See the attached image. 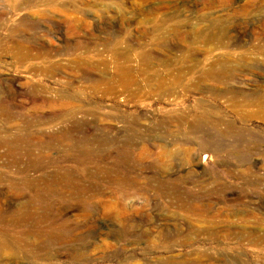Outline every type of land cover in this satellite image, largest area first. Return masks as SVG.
Returning <instances> with one entry per match:
<instances>
[{"label":"rangeland","instance_id":"374dc122","mask_svg":"<svg viewBox=\"0 0 264 264\" xmlns=\"http://www.w3.org/2000/svg\"><path fill=\"white\" fill-rule=\"evenodd\" d=\"M0 244V264H264V0H0Z\"/></svg>","mask_w":264,"mask_h":264},{"label":"bare ground","instance_id":"6f19581e","mask_svg":"<svg viewBox=\"0 0 264 264\" xmlns=\"http://www.w3.org/2000/svg\"><path fill=\"white\" fill-rule=\"evenodd\" d=\"M16 2H17V0H16ZM17 7H18V4L16 5ZM15 47H17V46H15ZM16 51L18 52V49H16ZM79 130H80V128H79V126H76V125H72V127H70V131L72 132V133H78L79 132ZM69 130H67V133L65 132L64 134H62L61 135V137L63 138V140H70V139H72L74 136H69V132H68ZM81 132V131H80ZM71 134V133H70ZM79 135V134H78ZM79 137H81V136H79ZM82 138V137H81ZM77 139V136H76V138L74 139L73 138V141H74V143H76V142H78V140H76ZM79 139V138H78ZM85 139V138H84ZM84 139H82L83 141H84ZM51 140L52 141H59V140H61L57 135H55V136H53L52 138H51ZM85 141H88L87 140V138L85 139ZM85 141H84V143H85ZM80 143V142H79ZM78 143V144H79ZM83 143V144H84ZM87 143V142H86ZM88 143H89V141H88ZM81 144V143H80ZM2 145H5L6 146V149H7V152H16L17 150H18V136H16V137H9L8 139H6L5 141H3L2 142ZM14 146H16L17 148H14L13 149V147ZM3 147V146H2ZM144 155V154H143ZM16 160V159H15ZM6 162V161H5ZM4 164V163H3ZM18 166V161H12V162H6V165L5 166H3V167H5V169L6 168H8V170L9 169H11V168H15V167H17ZM16 169V168H15ZM55 174V173H54ZM53 174V176H52V178H44L43 180H41L42 181V185L43 184H45V186H46V183H49V185L48 186H46V187H48V188H52V189H54L55 187H58L59 185H68V182H70V181H68V179H67V177H65L66 175H64L63 177L62 176H59L58 174H57V172H56V174L54 175ZM60 174V173H59ZM67 174V173H66ZM62 175V174H61ZM68 176V175H67ZM46 177V176H45ZM71 179V178H70ZM40 180H37V182L38 181H40ZM72 181V180H71ZM25 184L27 183V184H35V183H33V182H31V180L30 181H26V182H24ZM70 184L72 185V183L70 182ZM29 185V186H30ZM42 185H40L41 187H43ZM32 186V185H31ZM35 186H38L37 184H35ZM68 186H70V185H68ZM203 186V185H202ZM71 187V186H70ZM69 187V188H70ZM46 189V188H45ZM60 189V188H59ZM59 189H57V191L59 190ZM63 189V188H62ZM61 190V189H60ZM65 190H66V187H65ZM49 191V190H48ZM51 192V191H50ZM29 203V202H28ZM116 203V202H115ZM127 203V202H126ZM33 205H34V203H32ZM24 205H26L25 203L23 204V207H24ZM31 205V204H30ZM28 206V205H27ZM20 208V207H19ZM25 208H27V207H25ZM134 208H135V206H134ZM17 209H18V207H17ZM21 209V208H20ZM24 209V208H23ZM28 209H30V208H28ZM25 210V209H24ZM18 211H20V210H18ZM17 211V212H18ZM29 211V210H28ZM28 211H20L22 214H21V216L20 217H18V220L20 221V220H23V218H25L26 216H28V214H29V212ZM5 212V211H4ZM15 213V212H14ZM32 214V213H31ZM30 214V215H31ZM38 213H36V215H37ZM12 215H13V213H12ZM30 215H29V217H30ZM120 215V214H119ZM14 216H16V215H14ZM14 216H12V218H14ZM33 216H35V214L33 215ZM41 216V215H40ZM31 217H32V215H31ZM42 217V216H41ZM33 218V217H32ZM116 218V217H115ZM31 218H29V220H30ZM110 219V218H109ZM114 219V218H113ZM12 220H14V219H12ZM16 220V223H18V221H17V219H15ZM27 220V219H26ZM28 220V221H29ZM34 220H36V219H34ZM221 220V219H220ZM25 221V220H24ZM26 224V223H25ZM24 224V225H25ZM21 225H23V224H21ZM205 226V225H204ZM245 230V229H244ZM213 233V232H212ZM37 239V238H36ZM9 240V239H8ZM7 240V241H8ZM15 241L17 240V239H14ZM13 240V241H14ZM10 241V240H9ZM9 241H8V243H9ZM3 242V241H2ZM4 242H6V240L4 241ZM3 242V243H4ZM18 243V242H17ZM25 243H30V242H26L25 241ZM24 244V243H23ZM23 244L21 245V246H23ZM32 244V243H31ZM31 244H30V248L32 247L31 246ZM7 242L4 244V246L5 247H3V248H6V249H8V247H7ZM11 245H15V244H13V243H11ZM19 244H17V246H18ZM28 245V244H27ZM0 246H1V244H0ZM3 246V245H2ZM9 247H10V244L8 245ZM2 248V247H1ZM3 248H2V250H3ZM11 248V247H10ZM15 248V247H14ZM24 250L26 249V248H23ZM29 249V248H28ZM32 249V251H34L35 249H33V248H31ZM15 252H16V250H15ZM26 252H27V250H26ZM25 252V253H26ZM20 253H21V251H20ZM15 254V253H14ZM18 254V253H17ZM22 254V253H21ZM36 254V253H35ZM34 254V255H35ZM16 255V254H15ZM23 255V254H22ZM27 255V254H26ZM30 255H31V253H30ZM33 255V256H34ZM17 256V255H16ZM25 256V255H24ZM23 256V257H24ZM40 255H38V257H39ZM29 257V256H28ZM32 257V256H31ZM31 257H29L30 259H32ZM37 257V256H36ZM25 258V257H24ZM43 258V257H42ZM44 259V258H43ZM42 259V260H43ZM46 260V259H45Z\"/></svg>","mask_w":264,"mask_h":264}]
</instances>
